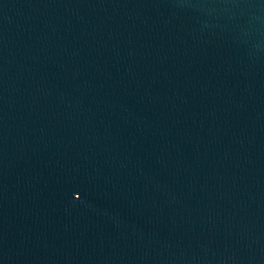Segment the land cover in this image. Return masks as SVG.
Masks as SVG:
<instances>
[{
  "label": "water",
  "instance_id": "obj_1",
  "mask_svg": "<svg viewBox=\"0 0 264 264\" xmlns=\"http://www.w3.org/2000/svg\"><path fill=\"white\" fill-rule=\"evenodd\" d=\"M0 264H264V0H0Z\"/></svg>",
  "mask_w": 264,
  "mask_h": 264
}]
</instances>
